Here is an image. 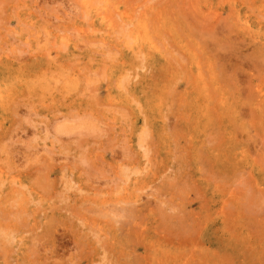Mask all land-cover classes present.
I'll use <instances>...</instances> for the list:
<instances>
[{"label":"rangeland","instance_id":"rangeland-1","mask_svg":"<svg viewBox=\"0 0 264 264\" xmlns=\"http://www.w3.org/2000/svg\"><path fill=\"white\" fill-rule=\"evenodd\" d=\"M0 264H264V0H0Z\"/></svg>","mask_w":264,"mask_h":264},{"label":"bare ground","instance_id":"bare-ground-1","mask_svg":"<svg viewBox=\"0 0 264 264\" xmlns=\"http://www.w3.org/2000/svg\"><path fill=\"white\" fill-rule=\"evenodd\" d=\"M143 133V132H142ZM135 173V172H134Z\"/></svg>","mask_w":264,"mask_h":264}]
</instances>
